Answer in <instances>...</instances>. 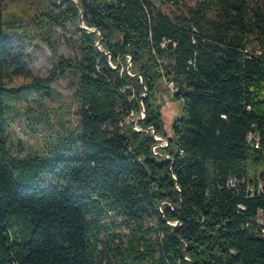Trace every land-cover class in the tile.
<instances>
[{"label":"trees","instance_id":"obj_1","mask_svg":"<svg viewBox=\"0 0 264 264\" xmlns=\"http://www.w3.org/2000/svg\"><path fill=\"white\" fill-rule=\"evenodd\" d=\"M2 1L0 264H264V0H198L175 17L153 0H50L39 17L72 25L79 57L53 48L50 73L18 86L30 70ZM68 72L79 127L17 156L14 115L31 127ZM166 91L183 100L170 134Z\"/></svg>","mask_w":264,"mask_h":264},{"label":"rangeland","instance_id":"obj_2","mask_svg":"<svg viewBox=\"0 0 264 264\" xmlns=\"http://www.w3.org/2000/svg\"><path fill=\"white\" fill-rule=\"evenodd\" d=\"M162 9V11L171 17H175L194 6L198 0H179V3H172L165 0H153ZM3 20L4 33L7 37L13 39L17 50H22L25 58V64L30 70L27 73H15L10 86H18L23 81H30L34 76L45 77L50 73V69L57 61L53 53V48L58 54L66 58L79 57L77 49L78 34L72 25L53 26L43 17L41 13L56 8L50 0H3ZM78 79L68 72L64 77L58 79L51 85L50 94L45 104L40 105L38 112L32 111L33 123L31 127L23 114H15L9 127V134L14 141V151L19 157H26L29 152H48L50 148L58 145V138L68 131L79 127V107L80 102L74 96L77 88ZM169 87V85H167ZM169 90L171 88L169 87ZM36 94L31 92L29 98L35 99ZM162 101L163 119L165 131L172 133V127L183 110V100L176 99L172 93L166 91ZM24 98L17 101V108ZM36 108V102L31 104ZM11 109V114L16 109ZM43 111V112H41ZM35 114H34V113ZM143 115V111L141 112ZM40 116V117H39ZM133 113L126 118V121H132ZM112 218L119 220L120 216L109 212L105 220ZM156 222V217L150 219V223ZM119 230L124 233L128 231L126 225H121Z\"/></svg>","mask_w":264,"mask_h":264},{"label":"built area","instance_id":"obj_3","mask_svg":"<svg viewBox=\"0 0 264 264\" xmlns=\"http://www.w3.org/2000/svg\"><path fill=\"white\" fill-rule=\"evenodd\" d=\"M168 85L171 88V90L173 91V89H174V83L173 82H169ZM135 128L136 129H139V127L137 125H135ZM154 137H155V140L157 142L154 145H152V152L155 155H162V153L160 152V148L167 146L168 145V141L166 139H164V137H162L160 135H157V134ZM255 146L256 147H259L258 141H256ZM236 182H237V180H236L235 177H230V179L228 180V183L227 184L230 187H234L236 185ZM251 191H253V190H251ZM258 222L263 223L262 217H259L258 218ZM262 232L264 233V229H262Z\"/></svg>","mask_w":264,"mask_h":264},{"label":"water","instance_id":"obj_4","mask_svg":"<svg viewBox=\"0 0 264 264\" xmlns=\"http://www.w3.org/2000/svg\"><path fill=\"white\" fill-rule=\"evenodd\" d=\"M80 22L82 23V19L80 20ZM101 33V32H100ZM101 41V40H100ZM100 41H99V43H100ZM131 63V62H130ZM145 115V112H144V110H143V115H141V117H143ZM134 122V124L136 123V120H134L133 121ZM152 129V128H151ZM152 134H153V136H155L156 135V132H155V130L154 129H152ZM164 139H166V138H164ZM167 140V139H166ZM168 141V140H167Z\"/></svg>","mask_w":264,"mask_h":264}]
</instances>
